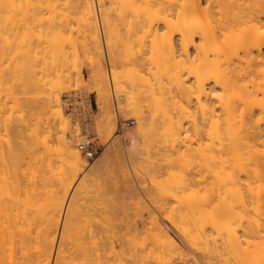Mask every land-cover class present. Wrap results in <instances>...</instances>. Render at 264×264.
Wrapping results in <instances>:
<instances>
[{
  "label": "bare ground",
  "instance_id": "obj_1",
  "mask_svg": "<svg viewBox=\"0 0 264 264\" xmlns=\"http://www.w3.org/2000/svg\"><path fill=\"white\" fill-rule=\"evenodd\" d=\"M59 7L62 9H65V10H66V8H67V10L69 8V12L70 13L72 12L71 14H73V11H71L70 9L76 8L78 10V11L77 10H75V11L79 13V20H80L79 22L83 26L82 29H83L84 37H85V39L83 38L84 39V47L83 48H85V46H86L85 49L88 51V53H90L89 55L91 56V58H90L89 62L91 63L92 67L94 68L92 78L96 82V85L98 86V88H101V86H103L104 84L106 87L105 82L108 80V78H107L108 75L106 73V67L103 64V62L105 60H103L104 59V56H103L104 52H103V46H102L101 30L99 27L100 21L103 24V27L105 29L104 30L105 32L104 31L103 32L106 34V37H104V38H106L105 42L107 43V46L109 49L108 51L110 54V58L112 59L113 65L115 66L114 68L121 67V69L117 68L118 70L117 69L114 70L115 72L113 71V74L111 73L112 74V76H111L112 81L115 82V84H117V85H115V87L117 86L118 90L126 93L127 102L125 104H126V106H128V110L131 111L137 118V122H138L137 128H138V131L140 132L139 134L145 138L143 140V141H145L144 144L147 143L146 146H149L150 144L148 145V143L157 141V143L159 145L157 143H155V145L157 144L156 146H161L164 144L163 142H165V144H164L165 147H163V148H165L166 152L163 150V148H157L156 147L159 150L160 149L163 150L162 151L163 153L161 151H158V153L156 154V155H160V157H161V154H164L161 157L162 159H164L163 156H166L165 153L167 154V158L165 157L166 160L165 159L164 160L166 162L168 161L166 163L168 165V167L166 168V164L162 165V166H164L167 169V171L169 170V168H172L174 166L175 167L172 169H175V168L178 169L177 167H182L183 170L179 168L183 172V173H181V175H183L185 171L188 172L189 170L184 171V169H185V166L187 165V161L189 159H191L190 161L193 160L191 158L192 156H190V154L193 155V153L196 151V149L194 147L195 143L192 145L193 141H195L196 143H198V148L200 149V150H198L200 158L202 157V160L203 161L205 160V163H206V161L211 162L209 164H210L211 168H212V166L214 168L213 169L214 172L212 170H208L207 168L205 170H208L209 173H214L212 175H210L209 173L208 174H209V177L210 176L212 177V178L211 177L209 178V180L212 179V182L211 181H209V182L212 183V187L214 188L213 191L214 192L216 191V192L212 193L210 191V189L212 190L211 185H210L211 183L210 184L208 183L210 189L208 188V185H206L207 177L205 178L204 176H206L207 171L205 174L203 170H202L203 171L202 173L205 175L203 176V174L200 173V174H202V179L203 178L205 179V180H203V183L201 181L202 180L200 177L201 175H199V177L197 175V177H196V173H192L193 175L195 174V176H194L195 178H197V179L199 178V180L201 181V182H199L200 185L196 184L197 186H199L198 188L195 185V182L193 183V185H195V186L191 185L192 187H190V185H189L190 183H192L191 180H193V181L195 180V179H192L194 177L191 173H189V174L185 173V177H184V175L183 176L180 175V177H178V175L180 173V171L178 170L179 173L177 172L178 175H176L178 177V179L177 178L174 179L175 181H173V184L170 183V186L171 187L173 186L171 188L172 190L171 191L167 190V189L164 190L165 189L164 187H166L165 185L169 184V180L172 178V177L171 178L169 177V176H172L170 173L171 170H169L170 172H168V173H170V174H168V173H166L167 171L163 172V171H165V169L162 171V170L157 169V167H156V170H159L160 172H162V175H163V173H166L165 176L169 177V178H167L168 179V181H167L168 183H167V182H165L166 180H164V178L161 180V178L164 177V176H162L158 180H161L159 182H161V183L163 182L164 184H160L158 182V183H156L155 187L158 188L160 186L161 187L163 186L162 188H164L163 190L166 192H164L161 189V187H160V191H162L164 193H168V195L171 194L170 196L167 195L168 198L169 197L170 198H169V200H168V198H164V199L162 198L165 201H163V200L161 201V199H159L161 202L156 199L155 201L156 202L159 201L160 203L154 202L157 205H154L155 207H154V209H152L149 206H147L146 204L143 206L144 203L140 202L142 199H138V197H137L136 199H138L139 201L137 200L136 203L134 202L133 204L136 205L138 202H140L142 204V206L145 208V210L143 209V207L139 206L140 204H137L138 206L136 205L137 208L135 205L134 206L136 208V211H140L141 210L140 208L143 209V212L145 211L144 212V218L145 219L142 220L143 218L141 219L142 216L140 217V215H139V217H138L139 219H138L137 218L138 212L136 213L137 216L134 212H132L134 214L131 216L129 214H128L129 216L125 215L126 217H124V218H126V219H129L128 217H132L135 215L134 217H132L133 218L132 221H131L132 218H130L129 221H127L129 225L132 224L133 221H134V224H132V225L137 224V223H135L137 221V219H138V221L141 219L140 222H142V224L140 226H135V227L129 226L131 228L128 231L129 236L127 234V236H128L127 240L125 238L126 236L124 233V231L127 232V230L123 229L124 230L123 231L122 228L120 227V225L125 222L124 220H126L123 217H119V219L120 218L124 219L123 220L124 222L122 220H119L117 218L118 216H116V217L113 216L119 220L118 222L114 221V218H112V217H110V219L112 218L113 222H112V220H110L108 218H107V220L105 218V220L103 222V219H102L101 220L102 222H100V223H102L101 226L100 225L96 226L98 223H96V225H95L96 227L94 225H92L95 227V229L94 228L92 229V227L90 225H89L90 227L88 226L89 228H86V229H85V227H81L79 229H78V227L77 228L74 227V225H76L75 221H76V223H79L80 221H77L78 219L76 220V218L72 219L69 216H68L69 219H67L68 217H67L65 212H64L65 214L63 215V218H62V211L64 209L66 198H67V196H68V194H69V192L73 186V183H74L76 177L82 171V169L87 165V160H86V157L84 155L85 152L83 153V151H81L79 149V147L77 146L78 142L76 143V137L79 134H77V136L74 135L71 131V127L69 126V122L66 121L67 118L66 119L63 118L64 112L62 110L63 108H61V102L59 100L60 98H58L55 95L56 97L52 96V97H50V99L46 98V99H49V100H46L43 97L48 102H47V104L45 101H42L40 103L46 104L45 105V107L47 106L46 109L47 110L49 109V112H51L50 116H55V117L59 116V119L61 118L62 121L64 120L63 124L65 123V125L64 126L62 125V127H61V128H63L62 129L63 134H61L62 136L60 137L61 138L60 144H61V151H62V152L61 151L60 152L62 153L61 155L63 157H65L66 161L68 162V166L70 167V170H71L70 172H72V173L71 174L67 173L70 176H67L65 178V176H66L65 175L64 176L65 179L63 177H62L63 180H61L62 178L60 179L62 181V183H61V185H59V186H61V190L60 189L59 190H60V192L62 191V194H60V192H58L57 188L59 186L57 187L55 185V183H54V186L56 188L52 187L50 189L47 187L48 185L45 186L50 190V191L48 190L49 193H47V191L45 189H42L40 186L38 187L39 183L41 184V182L38 183L36 181V183H38V185H37L35 183L36 179L33 180V179L28 178L30 180H33L34 182L29 180L28 184H30V185H27V181H25L26 186L24 187V185H25V184H23L24 180H22V181L19 180L21 178V176H20V173H19L20 178L17 176V174H18L17 169H13L14 167L12 168L13 170L11 168L10 169L7 168L5 166L7 163L4 165L5 168L2 166V170H0V173L2 172V174H0V264H111L112 262H114L112 264H177L179 262H175V260H177L175 255L177 257H179L180 254H181L180 256L185 255L184 257H187V255H190V254H187V255L182 254L184 249H185L184 247L186 245L189 246V244H191V246H189V248L193 247L195 245V244L192 245L194 243V240L197 238H199V240H200V237H199L200 235H201V238H203V242L202 241L201 242L202 243L205 242L206 245L208 244V240H210L212 238L211 236L214 234L213 233L211 235L212 232H215L214 236L216 234L218 235V233H216L217 230L215 231V229H214L215 227L211 226V228H208V229H210V232H207L206 231L207 229L205 230L206 225H209L208 222H210V220H208V219L211 216L207 217L208 215H206V217H205V214H204V216L202 215L201 217L198 216L200 218L203 217V222H206L204 220L206 218H208V219H206L207 223H205V224H202V221H200L201 220L200 218H197V219L198 220L200 219L198 222H201V223H198L197 221L194 222L195 220H197V219H195V217L198 214L202 213V212L200 213L199 211H201L203 209V207L202 208L200 207L201 209L198 208V210H196L197 212L195 211L196 215L194 216L193 213H194L195 207L194 208L191 207L192 205L190 203H192L193 206H195L194 202L196 204L197 200L194 202H193V200L204 196L203 192H205L207 194V195L205 194L206 197L208 195L213 196V195H211V193L214 194L215 197H217L216 193H218V196L223 195L222 189H224L223 193L225 192L226 195H228V194L230 195V192H231L230 188H231L232 184H234L233 186H235V185H237V183L235 184V182H238L235 180L237 179L236 177L238 176V171L240 170L239 167L243 166L245 163V162L243 163V160H242V158H243L242 152H244L243 151L244 147L246 148V146L248 145L247 143L252 144L253 140L250 142V139L254 135V133L255 134L256 133L257 134L258 133L259 134L264 133V128H262V127H264V0H0V36H3L2 39H4V37H5V39L9 38V41H11L10 40V38H11L13 40V42L12 41L9 42L10 45H11V43L14 44L15 43L14 41H16V44L19 43V45L17 44L19 47H21L20 45H22V47L20 49H22L24 46H26L27 49L24 47L26 50H28L26 52H29V51L31 52V51H33V49H36V46L37 47L40 46V45H36V46H34V48L32 47L33 46L32 43L35 42V40L38 39L40 41L41 39L44 40V38H47L46 41H50V40L53 42L57 41L58 48L56 47L55 50L58 49V51L60 53L59 46L61 47L60 44H61L62 40H63L62 42H64L63 37L65 36L64 35L65 31L63 28H61V24L62 23L64 24V22H63L64 19H62V20L60 19L61 20V24H60V21H58L56 18V17H58V14L61 13L60 10H62ZM63 7H65V8H63ZM57 8H59L57 11L60 12V13L57 12L58 14L55 13L56 12L55 9H57ZM47 12H49V13H47ZM67 12H65V14ZM69 12H68V14L65 15L64 11H63V13H61V14L65 15V16H63V15L62 16L65 17V19H66L68 17L67 15H70L68 18L71 17V14H69ZM74 15H75V17H73ZM76 16H77L76 14L72 15L73 20H74V18H76ZM44 18L47 19L46 24L49 23V26L47 25V28L36 27V25L39 26V24L42 21L45 22ZM57 21L59 22V24L57 23ZM69 21H70V19H69ZM69 21L67 19V23H69ZM67 23L65 22L64 25H68ZM44 24L42 23V26ZM43 27H45V26H43ZM64 27H66V26H64ZM71 29L72 28H70V30ZM66 31H67V29H66ZM80 32H81V30H80ZM67 33H68L67 34V36H68L69 32H67ZM82 34H81V36H82ZM71 35H73V34H71ZM76 35H78V34H76ZM65 38H66V36H65ZM71 38H75V37L71 36ZM68 40H69V38H68ZM68 40H67V43H68ZM58 41H60L59 42L60 44L58 43ZM85 41H86V45H85ZM38 42H37V44H39ZM40 42H44V41L41 40ZM70 42H71V40H70ZM81 43H82V41L80 42V44ZM42 44H46V43H42ZM55 44H56V42L54 43V45L51 43V45H53V46H55ZM69 45H71V43H69ZM11 46H13V45H11ZM42 46H44V45H41V50L39 49L40 52H42V49H43ZM72 46L75 48L74 43ZM13 47H15V46H13ZM8 48H10V47H8ZM44 48H45V46H44ZM51 48H49V49L51 50ZM47 49H48V47H47ZM47 49H45V50H47ZM64 49H66V48H64ZM45 50H43L41 57H43ZM50 50H48V51H50ZM35 51H37V50H35ZM35 51L33 53H35ZM73 51H74V49H73ZM83 51L84 50L82 49V52ZM26 52L22 53V54H26ZM30 52H29V54L27 53L28 56L30 55ZM61 52H63V49ZM59 53H57V56H59L58 55ZM31 54H32V52H31ZM73 54H75V53H73ZM84 54H86V53H84ZM27 55H26V57H27ZM34 55L36 56V54H34ZM39 55H41V54H38V57H39ZM51 55H52V51H51ZM89 55H87V56H89ZM18 56H20V55H18ZM21 56H23V55H21ZM63 56H64V54H63ZM63 56H61V58ZM76 56H78V55H76ZM16 58H17V56H16ZM29 58H31V57H29ZM21 60L22 59H20V61ZM31 60L26 59L25 62H23L22 64H24L26 62L28 63V61L32 62ZM16 61H18V64H19V60H16ZM36 61H38V60H36ZM32 63H35V61L33 60ZM34 66L35 65H33V67ZM20 67L24 68L22 65ZM25 68L28 69V66ZM29 68H30V70L32 69L31 65ZM143 69L146 70L145 73H144ZM15 76H16V74H15ZM30 78H31V76H30ZM32 78H33V80H35L33 75H32ZM32 78H31V81H32ZM24 79H26V78H24ZM23 81L26 84V81L22 80V82ZM29 82H30V80H29ZM40 82H41V79H40ZM30 83L34 84L33 87L35 86V81L30 82ZM38 85H36V86H38ZM42 86L43 85L41 84V87ZM41 87L38 86V89H40ZM44 87L47 88L45 85H44ZM44 89H41V90H44ZM37 90H35L36 93L39 92V91L37 92ZM35 91L34 92L32 91L33 92L32 94H35ZM45 92L46 91H44V92L42 91L41 94L42 93L44 94ZM13 93H14V90H13ZM32 94H31V96H32ZM41 94H39L38 96L40 97ZM110 97L111 96L107 92L106 93L105 92L100 93V95H99L100 105L98 107V119H99V124H100V130L101 131H108L109 133H112L116 129V117L114 114V110H112L111 106L109 105V100H110L109 98ZM17 99H18V97H17ZM29 101L30 100L28 99V102ZM35 101H37V100H35ZM35 104H36V102H35ZM18 105L20 106V104H18ZM41 105H44V104H41ZM45 107L43 106V108H45ZM41 108H38V111L41 112V110H39ZM31 110H29V112ZM19 111H20V109H19ZM42 111H44V109ZM40 112H38V114ZM199 112H200V115H198ZM31 113H33V112H30V114ZM36 113H37V111H36ZM41 113H44V112H41ZM40 114H39V117H40ZM158 114H160V115L162 114L164 116L165 122H168V123L164 124V121L163 120H162L163 122L161 121L164 124L163 125L161 123L163 125V127L165 126V129L163 128L164 130L161 127V130L164 131L163 132L164 134L161 133L162 132L161 130H158V131H161L160 133L162 134L161 138L163 139V141L160 139L161 144L158 142V139L160 137V136L158 137V135H160V133L158 132L157 133L158 135L156 134V132L154 133V131L156 130L155 129L156 127L162 126V125H157V124H159L157 122L156 127H154L155 126V120H156L157 116L158 117L160 116ZM257 114H259V115H257ZM29 115H27V116H29ZM45 115H47V114H45ZM153 116H155L156 118ZM256 116H259V117L257 118ZM20 117H21V115H20ZM42 117H44V116H42ZM55 117H53V118H55ZM162 117L160 119H162ZM199 117L200 118L202 117L204 120L207 119L206 121L203 122V123H205V125L202 123V121H203L202 119L199 120ZM48 118H46V119L48 120ZM165 118H167V120ZM18 119H19V117H18ZM25 119H26V117H25ZM157 119L159 120V118H157ZM33 121H35V120H33ZM200 121L202 123V126H201ZM26 122H23V124ZM29 122L33 123L30 120H29ZM49 122L50 121H48V123ZM20 124L21 123H19V126H20ZM261 124H263L262 127H261ZM30 126H28V129ZM33 127H34V125H33ZM35 127H37L36 129H38V130H35L36 132L40 131L39 130L40 127H38V126H35ZM24 128H25V126H24ZM159 128L160 127H158V129ZM17 130H16V132H17ZM19 130H20V127H19ZM41 132L43 133V131H41ZM51 132L52 131H50V133ZM34 133H33V135H34ZM189 133H192V134L190 135ZM201 133L202 134L208 133L207 138H209L208 139L209 144L207 143V145H205L206 148L203 146V148H205V149L209 148V151L206 150V151H208V153H206L205 149L203 150V148H202V143H201L200 139H202L203 137H202V135H200ZM248 133H253V134L249 135ZM17 134L19 136L20 133L18 132ZM247 134L251 137H250V139L248 138V142H245L244 140H246L245 137L247 136ZM263 135H261V136L263 137ZM18 136H16V137L18 138ZM257 136L259 137L260 135H257ZM21 137H23V136H21ZM199 137H202V138H199ZM78 139H79V137H78ZM253 139H254V136H253ZM258 139L255 140V143L258 141ZM13 140H14V138H11L12 142H13ZM34 140H36V138ZM263 140H264V138H263ZM23 142H25V141H23ZM205 142H206V140H205ZM14 144H15V142L13 144H10V146L12 145L9 148V151H10L9 155L11 154L10 158H11V160L13 159L14 162L19 161L18 158H21V161L23 163L24 158L22 160V154L21 153H23V156L25 157V155H24L25 152H23L21 150H23L24 148L22 149L21 145L17 146L18 148H16V144H15V146H14ZM23 144L26 146L25 143H23ZM44 144H42V145H44ZM151 144H154V143H151ZM251 144L248 145L249 149L252 148ZM34 145H35V143H34ZM155 145H150V146H152L151 148L155 149L154 148ZM200 145H201V147H200ZM262 145H263V143H262ZM192 146H193L194 150H193ZM250 146H251V148H250ZM34 147H32V148H34ZM196 147H197V144H196ZM50 148H51V146H50ZM143 148H144V146H143ZM143 148L141 147V150ZM37 149H38V147H37ZM149 149L150 148H148L147 151H146V148L144 149L146 151L145 154L148 156V158H146V159L148 160V162L150 164V166L147 164V167L149 166L151 169H155V167L153 168L152 166H155V163L156 162L158 163L159 160L156 159L157 161L156 160L154 161L153 159L159 158V156L156 157V155L155 154L153 155V153L148 154L149 152H152V150H153L152 149V150L148 151ZM190 149H191V151H190ZM249 149H247V151ZM250 152H251V150H249L248 154L252 155V152L251 153ZM253 152H255V151H253ZM112 153H113L112 156H115L116 158L118 157V155H114L115 154L114 152H112ZM154 153H155V151H154ZM159 153H161V154H159ZM196 153H198V152L196 151L194 154L196 155ZM261 153H260V155H262ZM7 154H6V158H7ZM174 154H176V156ZM188 154H189V156H188ZM152 155H153V157H152ZM262 157H263V155H262ZM151 158H153V159H151ZM161 158H159L160 162H163V160H161ZM245 158H246V161L247 160H249V161L253 160V158H251L252 160L247 159V157H245ZM255 158H256V155H255ZM43 159H44V157H43ZM115 159H113V160L116 162ZM117 159H118L117 163L119 164V162H121L122 160H120L119 158H117ZM263 159L261 158V160L264 163ZM3 160H5V158H3ZM13 160H12V162H13ZM147 160H145L146 163H148ZM153 162H155V163H153ZM193 162H194V164H196L198 161L196 162V159H195V161L193 160ZM199 162L201 163V159ZM257 162H258L257 163L258 168H255V169H257V170L259 169L260 171L258 170L259 172L258 171L257 172L262 173L263 172L262 168L261 169L259 168V166H260L259 160ZM9 163L11 164V162H9ZM102 163L104 164V162H102ZM121 163H120V166L122 167ZM141 163H142V161H141ZM146 163H145V167H143V166L142 167L147 170ZM200 163H197V164H200ZM203 163H202V168H203ZM47 164H49V163L47 162ZM163 164H164V162H163ZM42 165H43V163H42ZM156 165H158V164H156ZM253 165H255V164H253ZM158 166L161 167V164L159 163ZM247 166L248 165L246 163V167ZM102 167H104V166H102ZM149 167H148V169H149ZM193 167H197V166L195 165ZM198 167H199V165H198ZM199 168L202 169L201 165ZM208 168H209V166H208ZM211 168H209V169H211ZM236 168H237V170H236ZM40 169H41V167H40ZM162 169H163V167H162ZM245 169L243 166L241 168V170L239 171V174L245 173V172H242V170H245ZM33 171H34V169H33ZM174 171L172 172V174L174 173ZM252 171L253 170L251 168L250 172H252ZM22 172H24V171H22ZM153 172H155V171L153 170ZM147 173L154 174V173H152V171L148 172V170H147L146 174ZM21 174H23V173H21ZM124 174H126V172H124L122 175H124ZM151 174H149V175H151ZM157 174H158V172H157ZM175 174H176V172H175ZM249 174H247V176ZM34 175H36V174H34ZM43 175L45 177V174H43ZM186 175H188L192 178H190V177L188 178ZM262 175H264V172H263V174H261V176ZM151 176H149V177H151ZM153 176H154L153 179H155V177H156L155 174ZM158 176L159 175H157V177ZM250 176H252V175H250ZM254 176H255V174H254ZM213 177L215 180L213 179ZM238 177L240 178V176H238ZM245 177H246V173H245V176H243L244 180H245ZM261 178L263 180L264 177H261ZM158 180H156L155 182H157ZM171 180H173V178ZM244 180H243V182L246 183V186H247L249 184L247 181H249V180H247V181H244ZM20 181L22 183H20ZM240 182H242V181H240ZM122 183H123V181H122ZM122 183H121V185H122ZM204 183H205V186H204ZM214 183L216 185H214ZM22 184H23V186H22ZM43 184H41V186ZM125 184L126 183L124 180V186H126ZM159 184H160V186H157ZM253 184H255V182ZM50 185H51V183H50ZM229 185H230V187H229ZM51 186H53V185H51ZM124 186H121V187H123V189H125ZM202 186H204L205 189L208 188V190L211 193L209 191H207V189L206 190L203 189L204 187H202ZM215 186H217V187L215 188ZM239 186H241V188H242V185L239 184ZM129 187H130V185H129ZM187 187H190L192 189H190V188L187 189ZM194 187H196L197 189ZM200 187H202L203 190ZM253 187H254V185H253ZM262 187H264V186L262 185L261 189H262ZM166 188H168V187H166ZM193 188L195 190H193ZM246 188L248 189V187H246ZM131 189L133 191V188H131ZM198 189L200 190L199 192L197 191ZM250 189H251V187L249 188V191H250ZM156 190L158 191V189H156ZM128 191H129V189H128ZM128 191H126V192H128ZM235 191L236 190L234 189V192ZM126 192L123 191V193H126ZM135 192H137V191H135ZM200 192H202L203 195ZM208 192H209V194H208ZM247 192H246V194H247ZM199 193L201 194V196L199 195ZM237 193H239V192H236L234 194H237ZM251 193L253 195L252 190H251ZM45 194L47 196H45ZM156 194H158V193H156ZM246 194H245V196H247ZM129 195H131L130 192H129ZM123 196H124V194H123ZM133 196H134V194H133ZM133 196H132V198H133ZM136 196H137V194H136ZM209 196H208V198H211ZM231 196H232V194H231ZM206 197H205V200L207 199ZM220 197L221 196H219V199H220ZM226 197L227 196H225V198ZM125 198H126V196H124V199ZM202 198L204 199V197H202ZM202 198L198 200V202H201L200 204H203ZM228 198L229 197H227L225 201H227ZM166 199H167V201H166ZM232 199H234L233 196H232ZM135 200L133 199V201H135ZM208 200H209V203L211 202L210 199H207L206 204L211 205V203L210 204L208 203ZM143 201H144V199H143ZM68 202L66 204V210L67 211L70 208L72 209L74 206L73 202H69V203ZM234 202H235V199H234ZM168 203L169 204L171 203V205H169ZM219 203L215 204V206H217L218 204H219L218 206H221L222 203L221 202H219ZM172 204L174 206H172ZM206 204H204V206ZM223 204H225V203H223ZM199 205L198 206L196 205V208L199 207ZM134 206L131 208L134 209ZM200 206H203V205H200ZM218 206H217V208H218ZM224 206H221V210L223 207L222 211L225 213V212H227V210ZM240 206H241V203H240ZM206 207H208V206H206ZM236 207L233 206V208H236ZM215 209H216V207L210 208L209 210L210 211L212 210V211L211 212L209 211V213L211 214L213 212L212 215H216L215 211L218 212V209L217 210H215ZM224 210H226V211H224ZM134 211H135V209H134ZM190 211L193 213H191V214L188 213ZM206 211H207V209L204 212L208 213ZM235 211H237V210H235ZM229 213H231V212H229ZM229 213H225L224 214L225 217H227V216L230 217V215L232 213L231 214H229ZM218 214L216 216H218ZM233 214L235 215V213H233ZM189 215L190 216L192 215V219H191V217H189ZM224 215L221 218H224ZM216 216H213V219H215L217 221V223H215V220H214V222H210V225L215 223V225L221 226L218 223L219 219H220L219 222L221 223V218L218 217V219H217ZM105 217H108V216H105ZM89 218L90 217H88V220H89ZM189 219H190V221L192 220L193 223L190 222ZM69 220L72 222H70ZM95 220H97V219H95ZM224 220H225V218H224ZM224 220H223V222L226 223V221H224ZM87 221H86V223H87ZM107 221L109 222L108 225H110V223L112 222V224L115 226V228L117 226V228L119 227L121 229L118 231L119 228L118 229L116 228L117 231L115 230L117 233L120 232V235H119V233L117 234L115 231L112 232V230H114L115 228L113 229L112 228L113 226L106 225L108 223ZM120 221H122L121 224L119 223ZM231 221H235V220L232 219ZM73 222H74V225H73ZM90 222H91V219H90ZM93 222H95V221H93ZM105 222H107V223L103 224ZM116 222L120 225L118 226V224L117 225L114 224ZM127 222H125V223L127 224ZM190 223L193 224L195 227L190 228V226H191V225H189ZM229 223H232V222H229ZM233 223L235 224V222H233ZM88 224H91V223H88ZM126 224H124V226H122V227H126L125 226ZM128 224H127V226H128ZM200 224L205 225V227H202V225H200ZM70 225L73 227H71ZM102 225H104V226L102 227ZM105 225H106V227H105ZM197 225H200V227ZM235 225L237 226V224H235ZM235 225H231V226H235ZM86 226H87V224H86ZM225 226H226V224H225ZM243 226H245V225H243ZM98 227L99 228L101 227V228L99 229ZM102 228H103V230H104V228H106V229L108 228V230L105 229L106 231H108V233L102 231L101 230ZM192 228L193 229H195V228L196 229L197 228L202 229L203 228L202 229L203 231H201V229H199L201 232H196L198 229L197 230L195 229L196 231L193 234ZM222 228L224 229L225 227H222ZM234 228H236V227H234ZM240 228H241V226H240ZM242 229H244V228H242ZM109 230H110V232H109ZM230 230H231V228H230ZM121 231L124 235L123 236L124 238L120 237L122 235ZM205 231L207 233H209L210 235L208 234L209 235L208 236L205 233ZM202 232H204L205 235ZM222 232H220V236L222 235ZM224 232H226V231H224ZM104 233H106V234H104ZM109 233L110 234L112 233L111 235H109L110 237L112 236L111 239H107L109 237L107 234H109ZM113 233L114 234L116 233V235L114 236ZM197 233L199 234V236ZM227 233L230 234L228 231H227ZM195 234H196L197 238L194 237ZM231 234H233V230L231 231ZM247 234H248V232H247ZM105 235H106V237H105ZM203 235L204 236L207 235L208 240L205 241L206 237H203ZM214 236H213L214 239L218 238L217 236H215V237ZM234 236H235V234L232 237L229 236L230 239L227 238L229 240V242L232 243V247H233V245L236 247V243L230 241L232 239L237 240V238H234ZM237 236L239 238L238 233H237ZM192 237H194L195 239L193 238L194 239L193 240ZM209 237H210V239H209ZM241 237H243V236H241ZM212 239L210 242L211 244L209 243V245L214 246V248H215V245H212V243L216 239L215 240L214 239L212 240ZM244 239H245V237L241 240L244 241ZM197 240L195 241L196 245L198 243ZM124 241H126V242H124ZM237 241H238L237 242V244H238L237 248L238 247L241 248V250L239 248H238L239 251L237 250L239 253L240 251H242L243 248L241 246H239L240 241L239 240H237ZM248 241H249V239H248ZM217 242H219V240ZM221 242H222L221 243L222 245H220V242L218 244L223 247V245L225 243L223 241H221ZM225 242H226V239H225ZM229 242L226 245L227 247L230 246ZM246 242H247V238L245 240V243ZM214 243L217 244L216 241ZM203 245L204 246H202V245L200 246V243H199L197 246L198 247L200 246L199 247L200 249H201V247H204L203 249H201L202 251L204 250V252H203L204 254H202V252L200 250H198V252L200 251V253L204 257L202 255H200V256H202L204 259L198 260V259H196L198 255H196V256L194 255L196 257L195 258L191 254L194 258L191 255H190L189 259L185 260V258L184 259L182 258L183 260L186 261L185 262L186 264L187 263L190 264V262L191 263L193 262L192 264H203L204 262H202V261H204L205 258H207V260L209 259V261H211V260L213 261L214 258H216V259L218 258V257H215L216 255L218 256V254H217L216 249H214V248L213 249L215 250L216 254L214 252L212 256L209 254V257H208L207 252H210L212 254V252L210 251L211 249L208 248L210 246L209 245L206 246L205 244H203ZM135 246L140 247V249H139L140 251L136 250L138 248H135ZM205 246L210 250H208ZM216 246H218V245H216ZM224 247H225V245H224ZM252 247H255L254 244ZM194 248H191V249L194 251ZM249 248H251V247L249 246L247 249H249ZM191 249H189V250H191ZM213 249H212V251H213ZM225 249H227V248H225ZM233 249H230V251H232ZM247 249L244 248L242 251V252L245 251V253H247V254H245V253L241 254V252L239 253L240 257L238 260H240V262L237 261V263L242 262L241 264H243V261L245 260L244 264H246V262H247L246 257H248L250 255V253H249V251H247ZM234 250H236V248ZM262 250L263 249H261V251ZM223 251L220 250V252H223ZM205 252L207 255L205 254ZM257 252H260V251H257ZM262 252L264 254V251H262ZM189 253H192V252H189ZM193 254H196V253H193ZM220 254L221 253H219V257H221ZM223 254H224V252L221 255L223 256ZM236 254L237 253L234 254V252H233L230 255L234 256ZM230 255H228V256H230ZM239 255H236V257ZM210 256L214 257V258H211ZM261 256H263V255H261ZM223 257H221V259H224V260L230 259V258L228 259V258H223ZM236 257H235V259H236ZM199 258H201V257H199ZM210 258H211V260H210ZM252 258H254L253 255H252ZM179 259H181V258H179ZM190 259L192 261L188 262V260H190ZM193 259H195V260H193ZM207 260H206V262L209 263V261H207ZM254 260H256V259H254ZM178 261H182V260H178ZM212 261L210 264L213 263ZM182 262L184 263V261H182ZM231 262L233 264V261H231ZM255 262H257V261H254V263ZM181 263H179V264H181ZM216 263H214V264H216ZM226 263H228V261H226ZM218 264H219V262H218ZM247 264H249V263H247Z\"/></svg>",
  "mask_w": 264,
  "mask_h": 264
},
{
  "label": "rangeland",
  "instance_id": "obj_2",
  "mask_svg": "<svg viewBox=\"0 0 264 264\" xmlns=\"http://www.w3.org/2000/svg\"><path fill=\"white\" fill-rule=\"evenodd\" d=\"M60 8V7H59ZM59 8H57V9H55V13H57V12H59V11H57ZM63 8H65V7H63ZM60 9H62V8H60ZM63 11H64V14H65V12H69V8H68V10H67V8H66V10L65 9H62ZM62 10H60V12L61 13H63V11ZM71 11H73V14H76L77 16H76V18L78 19H76V18H74V20H73V18H72V15L73 14H71L70 12H69V14H71V17L70 18H68L70 15H67L66 17V19H65V17H63V16H65L66 14H68V12L65 14V15H63V14H61L60 12V14H58V17H56L57 18V20L58 21H60V24H61V20L62 19H64V24H65V22L67 23V19H68V21H69V19H70V21H69V23H67L68 25H64L63 23L61 24V28H63L64 29V35L66 36V38H65V36L63 37V39H64V42H62L61 41V44L59 43L60 41H58V43L61 45V47L59 46V48H60V53H59V51H58V49L57 50H55L56 49V47L58 48V44H57V41H55L56 42V44H55V46H53L54 45V43L55 42H53V41H51L50 39V41H46V39L47 38H44V40L43 39H41L42 41H44V42H40L38 39L37 40H35V42H33L32 43V47L34 48V46H36V45H40V46H36V49H33V51H31L32 52V54H31V52H30V55L28 56L27 55V53L29 54V52H26V51H28V50H26L27 48H26V46H24L22 49H20L21 47H22V45H20L21 47H19L18 45H19V43H17L16 44V41H14L15 43L14 44H12L11 43V45H13V46H15V47H13V46H11L10 45V43L9 42H13V40L10 38V40L11 41H9V38L6 40L5 39V37H4V39H2L3 38V36H0V170H2V166L4 167V165L7 167V168H13V169H17L18 171H17V176L20 178V176H21V178L19 179V180H24L23 181V184H25L24 185V187L26 186V182L25 181H27V185H30V184H28V181L30 180V179H33V180H35V183H36V181L39 183V182H41V184H43L42 186H41V184L39 183V185H38V183H36L37 185H38V187L40 186L42 189H45L46 191H47V193H49L48 192V188H54L55 186H54V183H55V185L58 187L59 185H61V183H62V181L61 180H63V178H64V176H65V178L67 177V176H70V175H68L67 173H69V174H71L72 172H70L71 170H70V167L68 166V162L66 161V159H65V157H63L61 154V144H60V140H61V134H63V131H62V129L63 128H61L62 127V125L64 126L65 125V123L63 124V121H62V119L60 118L59 119V116H50L51 115V112H49V109L47 110L46 109V107H45V105L47 104V102L48 101H46V100H49L50 99V97H52V96H57L58 98H60L59 100H60V102H61V108H63L62 110H63V112H64V116H63V118L64 119H66V121H68L69 122V126L71 127V131H72V133L74 134V135H76L77 136V134H79L77 137H76V143H77V146L79 147V144H80V142L83 140V139H88V140H90L94 145H97V147H98V149H97V153L94 155V156H89L87 153H86V151H84L83 149H81L80 147H79V149L81 150V151H83V153H84V155H85V157H86V160H87V165L82 169V171L80 172V174L76 177V179H75V181H74V183H73V186H72V188H71V190H70V192H69V194H68V196H67V198H66V201H65V206H64V209H63V211H62V218H63V215L66 213V215H67V217L69 216V217H71L72 219L73 218H76V220L77 221H80L79 223H76V221H75V224L76 225H74V222H73V225H74V227H78V229L79 228H81V227H85V229L86 228H89L90 226L92 227V229L94 228L95 229V227L96 226H98V225H100L101 226V224L102 223H100V222H102L101 220L103 219V222H104V220H105V218H106V220H107V218L108 219H110V217H112V218H114V221H119V220H124V219H126V218H124V217H126L125 215H133L134 213L136 214L137 212V214H138V216H137V214H136V216H137V218L139 217V215H140V217H141V219L142 220H144L145 218H144V212H143V209L145 210V208L143 207L145 204L147 205V206H149L150 208H152V209H154V205H157L156 203L157 202H159L160 200L159 199H161V201L164 199V198H168V196H170L171 194H169L168 195V193H164V192H166V191H164V190H172L171 188L173 187H171L170 186V183H172L173 184V181H175L174 179H178V177H180V175H181V173H183L182 172V167H177L178 169H172V168H174V167H172V168H169V170H171V172L168 170L167 171V167H168V165L166 164L167 162L165 161L166 160V158H167V154L165 153L166 151H165V148H163V147H165V142H163L162 144L163 145H161V146H156L158 143H157V141L156 142H151V143H154V144H151V143H148V145L150 144V145H155V143H157L156 145H155V149H153V148H151L152 146H146V144H144L145 143V141H143L145 138L144 137H142L139 133V131H138V128H137V125H138V122H137V118H136V116L131 112V111H129L128 110V106H126V102H127V96H126V93L125 92H123V91H120V90H118V87L116 86L115 87V85H117V84H115V82H113L112 81V74H113V71L114 70H116L117 68L118 69H121V67H117V68H114L115 66L113 65V62H112V59L110 58V54H109V49H108V46H107V43L105 42V40H106V38H104V37H106V34L104 33L105 31V29H104V27H103V24L101 23V21H100V24H99V27H100V30H101V38H102V46H103V52H104V54H103V56H104V59L103 60H105L104 62H103V64H104V66L106 67V73H107V75H108V82L106 81L105 83H106V87H105V84L103 85V86H101V88H98V86L96 85V82L94 81V79L92 78V74H93V72H94V68L92 67V65H91V63L89 62L90 61V58H91V56L89 55L90 53H88V51L85 49L86 48V46H85V48H83L84 47V39H85V37H84V32H83V26H82V24L79 22L80 20H79V13L78 12H76L75 10H77L76 8L75 9H70ZM75 11V12H74ZM78 11V10H77ZM47 13H49V12H47ZM78 13V14H77ZM60 15V16H59ZM63 15V16H62ZM62 16V17H61ZM73 17H75V15L73 16ZM55 18V19H56ZM61 19V20H60ZM44 21L45 22H41L40 24H39V26L38 25H36V27H38V28H40V27H42V28H47V25L49 26V23L48 24H46L47 23V19H45L44 18ZM50 21V20H49ZM56 21V20H55ZM57 21V23L59 24V22ZM72 21V22H71ZM42 23L44 24L43 26H45V27H43L42 26ZM80 23V24H79ZM102 24V25H101ZM64 26H66V27H64ZM82 26V27H81ZM72 28L71 30H70V28ZM67 29V31H66V29ZM80 30H81V32H80ZM104 31V32H103ZM67 32H69V35L67 36ZM82 34V36H81V34ZM71 34H73V35H71ZM76 34H78V35H76ZM75 35V36H74ZM71 36H73V37H75V38H71ZM69 38V40H68V38ZM77 38V39H76ZM84 38V39H83ZM177 38V37H176ZM79 39V40H78ZM67 40H68V43H67ZM70 40H71V42H70ZM39 41V42H38ZM82 41V43L80 44V42ZM7 42V43H6ZM37 42L39 43V44H37ZM53 44V45H51V43ZM9 43V44H8ZM42 43H46V44H42ZM49 43V44H48ZM67 43V44H66ZM69 43H71V45H69ZM73 43H74V46H75V48L72 46L73 45ZM48 44V45H47ZM9 45V46H8ZM17 45V46H16ZM41 45H44L45 46V48H44V46H42V52H40V50H41ZM51 45V46H50ZM82 45V46H81ZM85 45H86V41H85ZM69 46V47H68ZM72 46V47H71ZM106 46V47H105ZM8 47H10V48H8ZM13 47V48H12ZM47 47H48V49H47ZM52 47V48H51ZM54 47V48H53ZM18 48V49H17ZM38 48V49H37ZM49 48H51V50L49 49ZM64 48H66V49H64ZM69 50H68V49ZM40 49V50H39ZM45 49H47V50H45ZM62 49H63V52H61L62 51ZM72 49V50H71ZM73 49H74V51H73ZM82 49L84 50L83 52L84 53H86V54H84L83 52H82ZM12 50V51H11ZM19 50V51H18ZM23 52H22V51ZM35 50H37V51H35ZM43 50H45L44 51V54H43V57H41L42 56V53H43ZM48 50H50V51H48ZM87 52H86V51ZM15 51V52H14ZM21 51V52H20ZM35 51V53H33ZM51 51H52V55H51ZM68 53H67V52ZM71 51V52H70ZM10 52V53H9ZM19 52V53H18ZM26 52V54H22V53H25ZM75 53V54H73V53ZM56 53V54H55ZM57 53H59L58 55L59 56H57ZM67 53V54H66ZM20 55V56H18V55ZM34 54H36V56L34 55ZM38 54H41V55H39V57H38ZM63 54H64V56H63ZM66 54V55H65ZM21 55H25L24 57L23 56H21ZM26 55H27V57L29 58V57H31V58H27L26 57ZM76 55H78V56H76ZM87 55H89V56H87ZM16 56H17V58H16ZM61 56H63L62 58H61ZM15 57V58H14ZM36 57V58H35ZM25 58V59H24ZM56 58V59H55ZM89 58V59H88ZM20 59H22L21 61H20ZM24 59V60H23ZM31 60L32 62H33V60L35 61V63H32V62H30V61H28V63L26 62V63H24V64H22L23 62H25V60ZM58 59V60H57ZM16 60H19V64H18V61H16ZM36 60H38V61H36ZM16 61V62H15ZM15 62V63H14ZM37 62V63H36ZM14 63V64H13ZM35 65L34 67H33V65ZM25 68V67H27L28 66V69L27 68H22V67H20L21 65ZM31 65V67H32V69L30 70V65ZM26 65V66H25ZM18 68H17V67ZM17 68V69H16ZM27 69V70H26ZM113 69V70H112ZM117 69V70H118ZM143 71H144V73L146 72V70L145 69H143ZM115 72V71H114ZM112 73V74H111ZM15 74H16V76H15ZM32 75L34 76V78H35V80H33V78H32ZM29 76V77H28ZM30 76H31V78H32V81H31V78H30ZM28 77V78H27ZM39 77V78H38ZM24 78H26V79H24ZM30 80V82H34L35 81V88L33 87V85L34 84H32V83H30L29 82V80ZM39 79V80H38ZM40 79H41V82H40ZM22 80H25L26 81V84H25V82L23 81L22 82ZM37 81V82H36ZM40 83V84H39ZM108 83V84H107ZM114 83V84H113ZM39 84V85H38ZM41 84L43 85L42 87H41ZM25 85V86H24ZM31 85V86H30ZM36 85H38L39 87H41L40 89H38V86H36ZM44 85L47 87V88H45L44 87ZM114 85V86H113ZM34 90H33V89ZM45 88V89H44ZM116 88V89H115ZM38 89V90H37ZM41 89H44V90H41ZM47 89V90H46ZM113 89L115 90V93H116V95H123L124 96V100H119V103H118V112L119 113H117V108H116V106H115V104H114V101H113ZM13 90H14V93H13ZM35 90H37V92L39 93V94H41V92L43 91H46L44 94L42 93L41 95H40V97L38 96L39 94L38 93H36V91ZM12 91V92H11ZM35 91V94H32L33 92ZM41 91V92H40ZM48 91V92H47ZM16 92V93H15ZM53 92V93H52ZM109 93V95L111 96L109 99V105L111 106V109L112 110H114V114H115V117H116V129L112 132V133H109L108 131H101L100 130V124H99V119H98V107H99V105H100V102H99V95H100V93ZM11 93V94H10ZM47 93V94H46ZM52 93V94H51ZM31 94H32V96H31ZM37 94V95H36ZM46 94V95H45ZM12 95V96H11ZM35 95V96H34ZM43 95V96H42ZM51 95V96H50ZM59 95V96H58ZM14 96V97H13ZM34 96V97H33ZM55 96V97H56ZM126 96V97H125ZM17 97H18V99H17ZM46 99V98H49V99H44V98ZM38 98V99H37ZM54 98V97H53ZM12 99V100H11ZM28 99L30 100L29 102H28ZM34 99V100H33ZM40 99V100H39ZM35 100H37V101H35ZM42 101H45L46 102V104L45 103H40V102H42ZM35 102H36V104H35ZM63 102V103H62ZM27 103V104H26ZM38 103V104H37ZM18 104H20V106L18 105ZM29 104V105H28ZM33 104V105H32ZM41 104H44V105H41ZM22 105V106H21ZM39 106V107H38ZM43 106L45 107V108H43ZM42 107V108H41ZM38 108H41V109H39V110H41V112H44V113H41L40 111H38ZM19 109H20V111H19ZM22 109V110H21ZM32 109V110H31ZM44 109V111H42ZM29 110H31L30 112H33V113H31L30 114V112H29ZM46 110V111H45ZM36 111H37V113H36ZM23 112V113H22ZM35 112V113H34ZM38 112H40L39 114H40V117H39V114H38ZM47 112V113H46ZM26 116H25V115ZM30 114V115H29ZM37 114V115H36ZM45 114H47V115H45ZM19 115V116H18ZM20 115H21V117H20ZM27 115H29V116H27ZM33 115V116H32ZM118 115L121 117V119L122 120H124V122H123V129L122 130H120V129H118ZM158 115H160V114H158ZM162 115V114H161ZM157 116V118H159V120L155 117V116H153V117H155L156 118V120H155V126L154 127H156V124H157V122L159 123V124H157V125H162L163 123V121H164V124L165 123H168V122H165V120H164V116L162 117V116ZM198 115H200V112H199V114ZM257 115H259V114H257ZM32 116V117H31ZM42 116H44V117H42ZM49 118H48V117ZM202 116V115H201ZM18 117H19V119H18ZM25 117H26V119H25ZM53 117H55V118H53ZM162 117V119H160ZM257 118L259 117V116H256ZM46 118H48V120L46 119ZM51 118V119H50ZM154 118V119H155ZM25 119V120H24ZM129 119H135L136 120V122L134 123V124H131V125H126V120H129ZM166 120H167V118H165ZM200 119H202L201 121H202V123L204 122V121H206V120H204L202 117L200 118L199 117V120ZM256 119V118H255ZM22 120V121H21ZM29 120L31 121V122H33V123H30L29 122ZM33 120H35V121H33ZM42 120V121H41ZM47 120V121H46ZM153 120V119H152ZM163 120V121H162ZM21 121V122H20ZM27 121V122H26ZM48 121H50L49 123H48ZM59 121V122H58ZM65 121V122H66ZM162 121V122H161ZM201 121H200V123H201ZM23 122H26V123H24L23 124ZM19 123H21L20 124V126H19ZM30 123V124H29ZM36 123V124H35ZM38 123V124H37ZM43 123V124H42ZM162 123V124H161ZM202 123H201V126H202ZM18 124V125H17ZM23 124V125H22ZM45 124V125H44ZM47 124V125H46ZM163 124V125H164ZM204 125H205V123H203ZM17 125V126H16ZM31 125V126H30ZM33 125H34V127H33ZM61 125V126H60ZM163 125L162 126H158V127H160L159 129H158V127H156L155 129L157 130H155L154 131V133L156 132V134L159 132H161V133H163L164 131V129H165V126L163 127ZM24 126H25V128H24ZM28 126H30L29 127V129H28ZM35 126H38V127H40V131H35V130H38V129H36L37 127H35ZM263 126V124H261V127ZM19 127H20V130H19ZM48 127V128H47ZM161 127H162V129L163 130H161ZM204 127V126H203ZM14 128V129H13ZM262 128H264V127H262ZM19 131H18V130ZM24 129V130H23ZM33 129V130H32ZM13 130V131H12ZM16 130H17V132H16ZM23 130V131H22ZM31 130V131H30ZM158 130H161V131H158ZM12 131V132H11ZM41 131H43V133L41 132ZM46 131V132H45ZM50 131H52L51 133H50ZM62 131V132H61ZM7 132V133H6ZM11 132V133H10ZM20 133L19 134V136H18V134L17 133ZM35 132V133H34ZM15 133V134H14ZM22 133V134H21ZM33 133H34V135H33ZM160 133V135H158V137H159V139H158V142L161 144V141H160V139L163 141V139L161 138L162 136V134ZM36 134V135H35ZM164 134V133H163ZM190 135L192 134V133H189ZM194 134V133H193ZM196 134V133H195ZM198 134V133H197ZM249 135H252L253 133H248ZM247 134V136L245 137V139L247 140H244L245 142H248V138L250 139V137L251 136H249ZM264 134V133H263ZM262 133L261 134H255L254 133V139H253V136L251 137V139H250V142L252 141V144L251 143H247L248 145H250L251 144V146H252V148H251V146H250V148L251 149H249V147H248V145L246 146V148L247 149H249V150H251V152H252V155L251 154H248L249 153V150L247 151V149L244 147V149H243V151L244 152H242L243 153V155H242V160H243V163H244V169L245 170H242V172H245L246 173V177H245V180L243 179V176H245V173H241V174H239V171L241 170V168L243 167V166H240L239 167V171H238V176H240V178L237 176L236 178V180L235 181H238V182H235V184L237 183V185H235V186H233L234 184H232V186L234 187H232L231 186V188H230V190H231V192H230V195L228 194V195H226L225 194V192L223 193V190L224 189H222V194L223 195H219V196H221L220 197V199H219V196H218V193H216V196L218 197H215V195L214 194H212L214 191H213V187H212V179H210L209 180V178L211 177H209V174L210 175H212V174H214V173H209V171L208 170H212L213 172H214V168H213V166H212V168H211V166H210V164L209 163H211V162H207L206 161V163L208 164H206L205 163V160L203 161L202 160V157L200 158V156H199V151L198 150H200L199 148H198V143H196L195 141H193V143H192V145L194 144L195 146V149H196V151L198 152V153H196V155L193 153V155L192 154H190V156H192L191 158L195 161V159H196V162L197 163H200L199 161H200V159H201V163L200 164H194V162H193V160L192 161H190L191 159H189L188 161H187V165L185 166V169H184V171L185 170H189L188 172L187 171H185L184 172V177H185V173H196V177H197V175H198V177H199V175H201L200 177H201V179H202V172L204 171V173L206 174V171H207V174H206V176H204L205 174H203V176L206 178L207 177V181H206V185H208V188L210 189V187H209V184L211 185V188H212V190L210 189V191L212 192H210L209 190H208V188H206L207 189V191H209L210 193H211V195H213V196H209V197H213L212 199L211 198H208V196L206 197V193L205 192H203L204 193V196H202V197H204V199L202 198V197H200L201 196V194L203 195V193L202 192H200L199 193V197L200 198H197V199H195V200H193V202L194 201H196L197 200V202H196V204H195V202H194V205L195 206H193V204L192 203H190L192 206L191 207H195V210H194V213L193 212H188V213H193L194 214V216L196 215V210H198V208H202L203 207V209L201 210V211H199L201 214H198L196 217H195V219H197V218H200L202 215L204 216V214H205V217H206V215H208L207 217H209V216H211L209 219L208 218H206V219H208V220H210V222H214V220L215 219H213V216H216L218 213V216H216L217 217V219H218V217H223V215L225 214V213H229V212H231V213H229V214H231L230 215V217H228L227 215V217H225V215H224V218H225V220H224V218H221V223L219 222L220 221V219H219V221H218V223H219V225H221V226H218V225H215V223H217V221L215 220V223H213L212 225H210V222H208L209 223V225H206V227H205V225H202V224H205V223H207V220L205 219L204 221H206V222H203V217L202 218H200L199 220L200 221H202V224H200V225H202V227H205V230L207 231V232H210V229H208V228H211V226L212 227H215L214 229H215V231H216V233H218V235L216 234L215 236H217L218 238H213V236H214V234H215V232H212L211 233V237L216 241V243L217 244H215L214 242V244L212 243V245H215V248H214V246H210L209 245V243L211 242V239H210V237H209V239L210 240H208V236L210 235L209 233H207L206 231H205V233L208 235H206V236H204L205 235V233L204 232H202V233H204V235H203V237H206L205 238V241L206 240H208V244L207 245H209L210 247H208V248H210V249H208L206 246V243L204 242V243H202L203 242V238H201V235L199 236V234H198V236L200 237V240H199V238H197V236H196V234H195V236L194 237H196L197 239H195L194 237H192V239L194 240V243L192 244V245H194L193 247H190L189 248V246H191V244H189V246L188 245H186L184 248V251H183V253L182 254H192L193 256L195 255H198L197 256V258L196 259H198V260H203L204 258V256L202 255V254H204L203 252H204V250L202 251L201 249H203L204 247H201V249L199 248L201 245L202 246H204L203 244H205L206 246V248L208 249V250H210L211 252H212V254L210 253V252H207L208 253V255L206 254V252H205V254L209 257V254L212 256L213 255V253L215 252V250L214 249H216V251H217V254H218V256L216 255L215 257H218L217 259L219 260H217L216 258H214V257H211V258H214V260L212 261L211 260V258H210V260L213 262L212 264H214V263H216V264H218V262H219V264H232V262L231 261H233V264L235 263V264H241V263H237V261H239L240 262V260H238L239 259V257H240V255H239V253L241 252V254L242 253H245V251L244 252H242L243 251V249L245 248V249H247L249 246L251 247V248H249V249H247V251H249V253H250V257L248 256V257H246V260H247V262H246V264L247 263H249V264H264V254H263V252L262 251H264V187H262V189H261V186L263 185L264 186V178H263V180H262V178L261 177H264V175H262L261 176V174H263V172H264V163H263V161L261 160V158L263 159L264 158V140H263V138H264V135H263ZM18 136V138L16 137V136ZM84 135V136H83ZM199 135V134H198ZM200 135H202V137H199V138H202V139H200L201 140V143H202V148H203V146L206 148V146L205 145H207V143L209 144V138H207V136H208V133L206 134V133H204V134H200ZM257 135H263V137L261 138L260 136L258 137H256ZM21 136H23V137H21ZM81 136V137H80ZM156 136V135H155ZM164 136V135H163ZM193 136V135H192ZM205 136V137H204ZM21 137V138H20ZM36 138V140H34L35 138ZM78 137H79V139H78ZM157 137V136H156ZM11 138H14V140H13V142L11 141ZM17 138V139H16ZM38 138V139H37ZM60 138V139H59ZM81 138V139H80ZM259 138V139H258ZM262 140H261V139ZM10 139V140H9ZM24 139V140H23ZM258 139V141L255 143V140H257ZM8 140V141H7ZM16 140V141H15ZM21 140V141H20ZM205 140H206V142H205ZM260 140V141H259ZM23 141H25V142H23ZM35 141V142H34ZM43 143H42V142ZM47 141V142H46ZM155 141V140H154ZM262 141V142H261ZM15 142V144H16V148H18L17 146H20L21 145V148L23 149V150H21V151H23V152H25L24 153V155H25V157L23 156V153H21L22 154V160H23V158H24V160H23V163H22V161H21V158H18V160L19 161H15L14 162V160H13V162H12V160H11V158H10V155H9V148L12 146H10V144H13ZM205 142V143H204ZM259 142V143H258ZM8 143V144H7ZM21 143V144H20ZM23 143H25L26 144V146L23 144ZM34 143H35V145H34ZM45 143V144H44ZM261 143V144H260ZM262 143H263V145H262ZM15 144H14V146H15ZM19 144V145H18ZM24 146H23V145ZM37 144V145H36ZM41 144V145H40ZM42 144H44V145H42ZM196 144H197V147H196ZM256 144V145H255ZM8 145V146H7ZM159 145V144H158ZM23 146V147H22ZM35 146V147H34ZM50 146H51V148L53 149H51L50 148ZM143 146H144V148H143ZM32 147H34V148H32ZM37 147H38V149H37ZM141 147L143 148L142 150H141ZM163 148V150L165 151L164 153H165V155L166 156H163V158L165 159H162L161 157H162V155H164V154H161V153H159V154H161V157H160V155H156L157 153H158V151H163V150H159V149H157V148ZM200 147H201V145H200ZM20 148V147H19ZM49 148V149H48ZM146 148V151H147V149L148 148H150L148 151H150V150H152V152H149L148 154H151V153H153V155L155 154L156 155V157L157 156H159V158H161V160H163V162H164V164H163V162H160V159L159 158H155V159H153V158H151V159H153L154 161L157 159V160H159L158 161V163L156 162H153V163H155V166H152L153 168L155 167V169H151L149 166H150V164H149V162H148V160L146 159V158H148V156L145 154L146 153V151L144 150ZM192 148H193V146H192ZM205 148H203V150L205 149ZM257 150H256V149ZM259 148V149H258ZM263 151H262V150ZM36 150V151H35ZM157 150V151H156ZM193 150H194V148H193ZM206 150H208L209 151V148H207V149H205V152L206 153H208V151H206ZM255 151V152H253V151ZM259 150V151H258ZM18 151V150H17ZM20 151V152H21ZM52 151V152H51ZM61 151V152H60ZM154 151H155V153H154ZM190 151H191V149H190ZM257 151V152H256ZM8 154H7V153ZM19 152V153H20ZM112 152H114L115 154L114 155H118V157L117 158H119L120 160H122L121 162H119V164L117 163L118 161V159L115 157V156H112L113 155V153ZM250 152V153H251ZM262 152V153H261ZM36 153V154H35ZM163 153V152H162ZM189 153V152H188ZM192 153V152H191ZM260 153L263 155V157H262V155H260ZM6 154H7V158H6ZM20 154V155H21ZM144 156H143V155ZM198 154V155H197ZM3 155V156H2ZM153 155H152V157H153ZM175 156H176V154H174ZM250 155V156H249ZM255 155H256V158H255ZM260 155V156H259ZM44 157V159H43V157ZM188 156H189V154H188ZM187 156V157H188ZM247 157V159H250V160H252L251 158H253V160L252 161H249V160H247L246 161V158L245 157ZM9 157V158H8ZM42 157V158H41ZM166 157V158H165ZM249 157V158H248ZM3 158H5V160H3ZM116 158V159H115ZM195 158V159H194ZM199 158V159H198ZM255 158V159H254ZM65 159V160H64ZM113 159H115L116 160V162L113 160ZM143 159V160H142ZM10 160V161H9ZM44 160V161H43ZM105 160V161H104ZM145 160H147V162L148 163H146V161ZM156 160V161H157ZM259 160V165L261 166H259V168L261 169L262 168V173H258L259 171L257 170V169H255V168H258V165H257V161ZM264 160V159H263ZM8 161V162H7ZM141 161H142V163H141ZM249 161V162H248ZM9 162H11V164L9 163ZM17 162V163H16ZM41 162V163H40ZM47 162L49 163V164H47ZM102 162H104V164L102 163ZM204 162V163H203ZM251 162V163H250ZM21 163V164H20ZM42 163H43V165H42ZM120 163H121V165H122V167L120 166ZM145 163H146V168H147V170H148V172H151L152 171V173H154L155 174V176L157 177V175H159L157 178L155 177V179H153L154 178V174H151V173H147L148 175L149 174H151V175H149V176H151V177H149L147 174H146V172H147V170L145 169V168H143V167H145ZM159 163L161 164V167H159L158 165H159ZM202 163H203V168H202ZM246 163H247V167H246ZM14 164V165H13ZM100 164V165H99ZM147 164L149 165L148 167H149V169H148V167H147ZM156 164H158V165H156ZM166 164V168L164 167V166H162V165H165ZM192 166H191V165ZM253 164H255V165H253ZM8 165V166H7ZM19 165V166H18ZM104 166V167H102V166ZM152 165V164H151ZM197 166V167H193V166ZM198 165H199V167H200V165H201V168L202 169H200L199 167H198ZM254 167H253V166ZM120 166V167H119ZM124 166V167H123ZM141 166V167H140ZM143 166V167H142ZM184 166V165H183ZM207 166V167H206ZM208 166H209V168H211V169H209L208 168ZM252 166V167H251ZM256 166V167H255ZM19 167V168H18ZM21 167V168H20ZM40 167H41V169H40ZM156 167H157V169H159V170H164L165 169V171H163V172H166V173H168V172H170L171 173V175L172 176H169L170 178L172 177L173 178V180H169V184H166L165 186L166 187H168V188H166V187H164V188H162L161 186H160V184H164L163 182L161 183V182H159V181H161L163 178H164V180H166L165 182H167L168 181V179L167 178H169V177H166L165 176V174L166 173H163V175H162V172H160L159 170H156ZM162 167H163V169H162ZM187 167V168H186ZM5 168V167H4ZM125 170H124V169ZM182 169V170H180V169ZM184 168V167H183ZM197 168V169H196ZM208 169V170H205V169ZM248 168V169H247ZM251 168H252V172H250V170H251ZM12 169V170H13ZM20 169V170H19ZM33 169H34V171H33ZM144 169V170H143ZM192 169V170H191ZM199 169V170H198ZM255 169V170H254ZM24 171V172H22V171ZM28 170V171H27ZM42 170V171H41ZM122 170V171H121ZM142 170V171H141ZM153 170L155 171V172H153ZM175 170V171H174ZM177 170V171H176ZM180 171V173H179V171ZM203 170V171H202ZM236 170H237V168H236ZM249 170V171H248ZM21 171V172H20ZM145 171V172H144ZM158 172V174H157V172ZM174 171V173L172 174V172ZM258 171V172H257ZM124 172H126V174H124V175H122ZM175 172H176V174H175ZM179 173V175H178V173ZM250 174H249V173ZM255 172V173H254ZM19 173H20V176H19ZM21 173H23V174H21ZM25 173V174H24ZM28 173V174H27ZM45 174V177H44V175L43 174ZM170 173H168V174H170ZM200 173H202V174H200ZM0 174H2V172L0 173ZM34 174H36V175H34ZM244 174V175H243ZM247 174H249L248 176H247ZM254 174H255V176H254ZM31 177H30V176ZM34 175V176H33ZM174 175V176H173ZM176 175H178V177L176 176ZM183 175H181V176H183ZM193 175V174H192ZM191 175V176H192ZM250 175H252V176H250ZM258 175V176H257ZM23 176V177H22ZM162 176H164V177H162ZM168 176V175H167ZM188 178L190 177V176H188V175H186ZM195 176V174L193 175V177ZM242 176V177H241ZM44 177V178H43ZM63 177V178H62ZM162 177V178H161ZM186 177V178H187ZM24 178V179H23ZM28 178H30V179H28ZM39 178V179H38ZM62 178V179H61ZM64 178V179H65ZM152 178V179H151ZM161 178V180H158V179H160ZM166 178V179H165ZM190 178H192V177H190ZM212 178V177H211ZM242 178V179H241ZM260 178V179H259ZM27 179V180H26ZM46 179V180H45ZM61 179V180H60ZM192 179H197V178H192ZM213 179H214V177H213ZM239 179V180H238ZM252 179V180H251ZM33 180H30V181H33ZM40 180V181H39ZM43 180V181H42ZM124 180H125V185L126 186H124ZM156 180H158L157 182H155ZM193 181V180H191L192 181V183H190L189 185H190V187H192V186H195L196 184L198 185H200V183L199 182H201L202 181V183H203V180H205L204 178L200 181L199 180V178L196 180V181ZM199 180V181H198ZM215 180V179H214ZM243 180L244 181H247V180H249V181H247L249 184V186L247 185L246 186V183H244L243 182ZM20 181V183H22ZM122 181H123V183H122ZM209 181H211V182H209ZM240 181H242V182H240ZM34 182V181H33ZM32 182V183H33ZM43 182V183H42ZM160 183L159 185H157V186H160L161 187V189L164 191V192H162V191H160V187H158V188H156L155 187V185H156V183ZM195 182V185H193V183ZM197 182V183H196ZM205 182V181H204ZM215 182V181H214ZM255 182V184H253ZM31 183V182H30ZM50 183H51V185H53V186H51L50 185ZM121 183H122V185H121ZM155 183V184H154ZM168 183V182H167ZM209 183V184H208ZM23 184H22V186H23ZM130 185V187H129V185ZM171 184V185H172ZM239 184L240 185H242V188H241V186H239ZM251 184V185H250ZM261 184V185H260ZM35 185V184H34ZM48 185V186H47ZM188 185V186H189ZM192 185V186H191ZM196 185V186H197ZM203 185V184H202ZM214 185H216L215 183H214ZM253 185H254V187H253ZM45 186H47V187H45ZM121 186H124V188L125 189H123V187H121ZM204 186H205V183H204ZM204 186H202V187H204ZM238 188H237V187ZM244 186V187H243ZM44 187V188H43ZM190 187H187V189L188 188H190ZM199 186H197V188H198ZM202 187H200L201 189H202ZM217 186H215V188H216ZM229 187H230V185H229ZM246 187H248V189L246 188ZM251 187V189H250V191H249V188ZM254 189H253V188ZM40 188V189H41ZM47 188V189H46ZM56 188V187H55ZM127 188V189H126ZM131 188H133V191H132V189ZM170 188V189H169ZM194 188H196V187H194ZM193 188V190H195ZM196 188V189H197ZM199 188V189H200ZM241 188V189H240ZM58 192H60V190H61V186H59L58 188ZM56 189V190H57ZM60 189V190H59ZM128 189H129V191H128ZM131 189V190H130ZM156 189H158V191L156 190ZM190 189H192V188H190ZM197 190L198 192L200 191V190ZM203 189H205V187L203 188ZM202 189V190H203ZM205 189V190H206ZM234 189L236 190L235 192H234ZM216 190V189H215ZM243 190V191H242ZM251 190H252V192H253V195H252V193H251ZM50 191V190H49ZM123 191L124 192H126V191H128V192H126V193H123ZM135 191H137V192H135ZM206 191V192H207ZM248 191V192H247ZM129 192H130V194L131 195H129ZM154 192V193H153ZM158 193V194H156V193ZM169 192V191H168ZM209 192H208V194H209ZM216 192V191H215ZM214 192V193H215ZM218 192V191H217ZM236 192H239V193H237V194H234V193H236ZM246 192H247V194H246ZM256 192V193H255ZM46 193V192H45ZM46 193V194H47ZM137 194V196H136V194ZM140 193V194H139ZM162 193V194H161ZM247 195V196H245V194ZM250 193V194H249ZM45 194V196H47ZM60 194H62V191L60 192ZM123 194H124V196H126V200L124 199V196H123ZM133 194H134V196H133ZM161 194V195H160ZM206 194V195H205ZM221 194V193H220ZM231 194H232V196H233V198L235 199V202H234V199H232V196H231ZM234 194V195H233ZM141 195V196H140ZM165 195V196H164ZM168 195V196H167ZM236 195V196H235ZM132 196H133V198H132ZM225 196H227V197H229L228 199H227V201H225L226 200V198H225ZM128 197V198H127ZM135 197V198H134ZM138 197V199H142L140 202L142 203H144L143 204V206H142V204L140 203V202H138L137 204H140L139 206H141V207H143V209L142 208H140L139 210L140 211H136V208H137V206L135 205V204H133L134 202L136 203V201L138 200V199H136ZM143 197V198H142ZM154 197V198H153ZM157 197V198H156ZM205 197L207 198V199H210V203H211V205H207L206 203H207V199L205 200ZM231 197V198H230ZM236 197V198H235ZM241 197V198H240ZM247 197V198H246ZM163 198V199H162ZM170 198V197H169ZM169 198H168V200H169ZM202 198V201H203V204H200L201 202H198V200L199 199H201ZM216 198V199H215ZM222 198V199H221ZM225 198V199H224ZM133 199L135 200V201H133ZM143 199H144V201H143ZM159 200V201H155V200ZM232 199V200H231ZM237 199V200H236ZM242 199V200H241ZM132 200V201H131ZM205 200V201H204ZM217 200V201H216ZM73 202L74 203V206H73V208L71 209L70 207V209H68V211L66 210V204H67V202ZM123 201V202H122ZM139 201V200H138ZM160 201V202H161ZM163 201H165V200H163ZM166 201H167V199H166ZM201 201V200H200ZM244 201V202H243ZM68 202V203H69ZM154 202H156V203H154ZM159 202V203H160ZM219 202H221L222 204H221V206H224L225 208H226V210H227V212H223L222 210H223V207H222V210H221V206H218L220 203ZM227 202V203H226ZM132 203V204H131ZM154 203V204H153ZM200 205H203V206H200ZM208 203H209V200H208ZM209 203V204H210ZM217 203H219L217 206H218V208H217V206H215V204H217ZM223 203H225V204H223ZM232 203V204H231ZM240 203H241V206H240ZM169 204V203H168ZM204 204H206L205 206H204ZM229 206H228V205ZM234 204V205H233ZM136 206V208H135V206ZM169 205H171V203L169 204ZM196 205L198 206L199 205V207H197L196 208ZM69 206V205H68ZM71 206V205H70ZM134 206V209H135V211H134V209L133 208H131V207H133ZM172 206H174L173 204H172ZM206 206H208V207H206ZM214 208V207H216V209L215 210H217L218 209V212L217 211H215V213H216V215H212L213 214V212L210 214L209 213V209L210 208H212V207ZM233 206L234 207H236V208H233ZM146 207V206H145ZM206 207V208H205ZM232 207V208H231ZM171 208V207H170ZM200 208V209H201ZM224 208V209H225ZM228 208V209H227ZM207 209V211L206 212H208V213H205L204 211ZM220 209V210H219ZM230 209V210H229ZM66 210V211H65ZM138 210V209H137ZM226 210H224V211H226ZM232 210V211H231ZM235 210H237V211H235ZM196 211V212H195ZM212 211V210H211ZM210 211V212H211ZM229 211V212H228ZM234 211V212H233ZM65 212V213H64ZM130 212V213H129ZM132 212H134V213H132ZM204 212V213H203ZM132 213V214H131ZM214 213V214H215ZM224 213V214H223ZM233 213H235V215L233 214ZM221 214V215H220ZM128 215V216H129ZM105 216H108V217H105ZM113 216H118L117 218L119 219V217H123L124 219H116L115 217H113ZM127 216V217H128ZM135 216V215H134ZM134 216H132V217H134ZM193 216V217H194ZM198 216H200V217H198ZM235 216V217H234ZM69 217L67 218V219H69ZM88 217H90L89 218V220H88ZM132 217H128L129 219L130 218H132ZM189 217H191V219H192V215L190 216L189 215ZM234 217V218H233ZM110 219V220H112V222H113V219ZM233 220H235V221H231L232 219ZM71 219V220H72ZM90 219H91V222H90ZM94 219V220H93ZM95 219H97V220H95ZM129 219H126V220H124L125 222H127V221H129ZM139 219V218H138ZM138 219H137V221H138ZM140 219V220H141ZM230 219V220H229ZM88 220V221H87ZM133 220V218L131 219V221ZM140 220L137 222H135V223H137V224H135V225H132V224H134V221L132 222V224H128V222H127V224H128V226H127V224L124 222V223H122V221H120L119 223L121 224H118L117 222L116 223H114V224H118V226L120 225V227L122 228V230L124 229H126L127 230V232L126 231H124V233H125V238H126V240H127V237L129 236V233H128V231H129V229L131 228V227H135V226H140L141 224H142V222H140ZM198 219L197 220H195L194 222H198L199 221ZM213 220V221H212ZM223 220L224 221H226V223H224L223 222ZM70 221V220H69ZM74 221V220H73ZM86 221H87V223H86ZM93 221H95V222H93ZM98 221V222H97ZM189 221H190V219H189ZM228 221V222H227ZM70 222H72V221H70ZM108 222V221H107ZM107 222H105V223H103V224H106ZM111 222V221H110ZM112 222L110 223V225L111 226H113L112 228L114 229L115 228V226L112 224ZM190 222H192V220L190 221ZM229 222H232V223H229ZM233 222H235V224H237V226L233 223ZM88 223H91V224H88ZM93 223V224H92ZM96 223H98L97 225H96ZM193 223V222H192ZM198 223H201V222H198ZM197 223V224H198ZM223 223V224H222ZM242 225H241V224ZM86 224H87V226H86ZM109 224V222L106 224V225H108ZM124 224H126L125 226L128 228H126V227H122V226H124ZM195 224V223H194ZM225 224H226V226H225ZM228 224V225H227ZM240 224V225H239ZM72 225V224H71ZM70 225V226H71ZM90 225V226H89ZM92 225H96L95 227L94 226H92ZM106 225H105V227H106ZM110 225H108V226H110ZM189 225H191L190 226V228L191 227H195L193 224H189ZM193 225V226H192ZM196 225V224H195ZM200 225H197V226H199L200 227ZM231 225H235V226H231ZM239 225V226H238ZM243 225H245V226H243ZM89 226V227H88ZM104 225H102V227H103ZM129 226H131V227H129ZM210 226V227H209ZM240 226H241V228H240ZM243 226V227H242ZM71 227H73V226H71ZM222 227H225L224 229L222 228ZM234 227H236V228H234ZM99 228V227H98ZM97 228V229H98ZM101 228V227H100ZM99 228V229H100ZM116 228H117V226H116ZM114 229V230H112V232L113 231H117V229L119 228H117V229ZM192 228V229H193ZM218 228V229H217ZM230 228H231V230H230ZM234 228V229H233ZM242 228H244V229H242ZM83 229V228H82ZM106 228H104V230H103V228L101 229L102 231H104V232H106V233H108V231H106V230H108V228L105 230ZM111 229V228H110ZM196 229V228H195ZM193 229V234H194V232L198 229ZM199 229H201V228H199ZM198 229V230H199ZM203 229V228H202ZM201 229V231H203ZM119 230H121L120 228L118 229V231ZM196 231V232H201L200 230L199 231ZM209 230V231H208ZM213 230V229H212ZM211 230V231H212ZM219 230V231H218ZM233 230V234H231V231ZM236 230V231H235ZM245 230V231H244ZM115 231V232H116ZM214 231V230H213ZM223 231V232H222ZM224 231H226V232H224ZM227 231L231 234H228L227 233ZM248 232V234H247V232ZM109 232H110V230H109ZM220 232H222V235L220 236ZM106 233H104V234H106ZM117 233V232H116ZM116 233L114 234V236L116 235ZM119 233V235H120V232H118ZM117 233V234H118ZM226 233V234H225ZM237 233H238V235H239V238H238V236H237ZM241 233V234H240ZM112 234V233H111ZM110 233L109 234H107L108 236L109 235H111ZM121 238H124L123 236V233H122V231H121ZM127 234H128V236H127ZM192 234V235H193ZM235 234V236H234V238H237V240H239L240 241V245L239 246H241L243 249H242V251H240L239 253H238V248H237V246H238V244H237V240L236 239H232V240H230L231 242H235L236 243V247L233 245V247H232V243H230L229 242V240L228 239H230L229 238V236L230 237H232L233 235ZM224 235V236H223ZM227 235V236H226ZM246 235V236H245ZM107 236V237H108ZM214 236V237H215ZM241 236H243V237H241ZM105 237H106V235H105ZM110 237V236H109ZM107 238V239H111V237L110 238ZM221 237V238H220ZM245 237V239H244V241L243 240H241V239H243ZM224 238V239H223ZM228 238V239H227ZM246 238H247V244L245 243V240H246ZM212 239V240H213ZM225 239H226V242H225ZM248 239H249V241H248ZM252 241H251V240ZM125 240V239H124ZM197 240V245L200 243V246L198 247L197 245H196V241ZM219 240V242H220V245H222L221 243V241H223L225 244V247H224V245H223V247L222 246H220L218 243L219 242H217ZM235 240V241H234ZM202 241V242H201ZM242 241V242H241ZM124 242H126V241H124ZM192 242V241H191ZM190 242V243H191ZM228 242L230 243L229 245L230 246H226L227 244H228ZM252 242V243H251ZM202 243V244H201ZM245 243V244H244ZM249 243V244H248ZM211 244V243H210ZM234 244V243H233ZM251 244V245H250ZM253 244H254V246L255 247H252L253 246ZM216 245H218V246H216ZM188 246V247H187ZM220 246V247H219ZM247 246V247H246ZM195 247V248H194ZM222 247V248H221ZM135 248H138V249H136V250H138V251H140L139 249H140V247H136L135 246ZM191 248H194V251L191 249ZM205 248V249H206ZM214 248V249H213ZM218 248V249H217ZM224 248V249H223ZM225 248H227V249H225ZM229 248V249H228ZM236 248V250H234V249ZM257 248V249H256ZM260 248V249H259ZM189 249H191V250H189ZM212 249H213V251H212ZM230 249H233L232 251L234 252V254L235 253H237L236 255H239V256H237L236 257V255H230V254H232L233 252L232 251H230ZM240 250H241V248H239ZM252 251H251V250ZM254 249V250H253ZM261 249H263L262 251H261ZM198 250H200L201 252H202V254L200 253V251L198 252ZM220 250L221 251H223L224 252V254H223V256L221 255L223 252H220ZM228 252H227V251ZM238 250V251H237ZM260 251V252H257V251ZM226 251V252H225ZM237 251V252H236ZM255 253H254V252ZM189 252H192V253H189ZM221 253L220 254V256L221 257H223V258H230L229 260H227V259H221V257H219V253ZM230 252V253H229ZM232 252V253H231ZM193 253H196V254H193ZM226 253V254H225ZM229 253V254H228ZM248 253V254H249ZM260 253V254H259ZM215 254H216V252H215ZM245 254H247V253H245ZM256 254V255H255ZM178 255V254H177ZM181 255V254H180ZM179 255V257H177L176 255H175V257H176V259L177 260H175V262H179V263H181L182 261H184V263L183 264H186L185 262V260L186 259H189L190 258V255H187V257H184L185 255H183V256H180ZM191 255V256H192ZM200 255H202V256H200ZM228 255H230V256H228ZM252 255H253V257L254 258H252ZM261 255H263V256H261ZM189 256V257H188ZM192 256V257H193ZM206 256V257H207ZM227 256V257H226ZM234 258H233V257ZM257 256V257H256ZM259 256V257H258ZM174 257V258H175ZM193 257V258H194ZM199 257H201V258H199ZM235 257H236V259H235ZM256 257V258H255ZM179 258H181V259H179ZM185 258V260H183V259ZM233 258V259H232ZM248 258V259H247ZM217 261H216V260ZM253 259V260H252ZM254 259H256V260H254ZM260 259V260H259ZM178 260H182V261H178ZM193 260H195V259H193ZM206 260H207V258H205V260L204 261H202V262H204L203 264H210L211 263V261H209V259L207 260V261H209V263H207L206 262ZM236 260V261H235ZM249 260V261H248ZM189 261H192L191 259L190 260H188V262ZM216 261V262H215ZM226 261H228V263H226ZM245 261V260H244ZM243 261V264L245 263ZM254 261H257V262H255L254 263ZM261 261V262H260ZM112 263H114V262H112ZM111 263V264H112ZM155 263V262H154ZM179 263H177V264H179ZM181 263V264H182ZM193 263V262H192ZM191 262H190V264H192ZM188 264V263H187Z\"/></svg>",
  "mask_w": 264,
  "mask_h": 264
},
{
  "label": "built area",
  "instance_id": "obj_3",
  "mask_svg": "<svg viewBox=\"0 0 264 264\" xmlns=\"http://www.w3.org/2000/svg\"><path fill=\"white\" fill-rule=\"evenodd\" d=\"M119 100H124V96L123 95H116L115 93V90L113 89V101H114V104L117 108V113L118 112V103H119ZM123 122L124 120L121 119V117L118 115V129L122 130L123 129ZM136 122L135 119H129V120H126V125H131V124H134ZM79 147L81 149H83L84 151H86V153L89 155V156H94L96 153H97V145H94L90 140L88 139H83L80 144H79Z\"/></svg>",
  "mask_w": 264,
  "mask_h": 264
}]
</instances>
